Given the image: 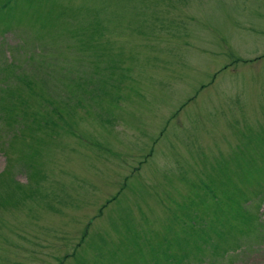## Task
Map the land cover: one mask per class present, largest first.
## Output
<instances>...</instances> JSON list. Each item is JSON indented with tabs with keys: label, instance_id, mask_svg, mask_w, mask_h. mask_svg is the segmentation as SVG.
I'll list each match as a JSON object with an SVG mask.
<instances>
[{
	"label": "rangeland",
	"instance_id": "374dc122",
	"mask_svg": "<svg viewBox=\"0 0 264 264\" xmlns=\"http://www.w3.org/2000/svg\"><path fill=\"white\" fill-rule=\"evenodd\" d=\"M0 264H264V0H0Z\"/></svg>",
	"mask_w": 264,
	"mask_h": 264
}]
</instances>
